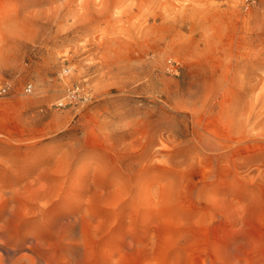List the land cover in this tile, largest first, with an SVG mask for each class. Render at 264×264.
<instances>
[{
	"label": "rangeland",
	"instance_id": "rangeland-1",
	"mask_svg": "<svg viewBox=\"0 0 264 264\" xmlns=\"http://www.w3.org/2000/svg\"><path fill=\"white\" fill-rule=\"evenodd\" d=\"M3 85L0 264H264V0H0Z\"/></svg>",
	"mask_w": 264,
	"mask_h": 264
},
{
	"label": "built area",
	"instance_id": "built-area-1",
	"mask_svg": "<svg viewBox=\"0 0 264 264\" xmlns=\"http://www.w3.org/2000/svg\"><path fill=\"white\" fill-rule=\"evenodd\" d=\"M241 2V6L244 10H248L250 9L252 6L255 5L256 0H240ZM69 70L68 69H63L61 71V76H67L69 74ZM9 89L8 85H3L0 87V94L5 93L7 90ZM33 91V85L31 83H26L24 85L23 88V92L25 94H30ZM81 92V88L80 86H78L77 84H74L68 88L65 89V100L68 101V103H72L73 101H75L79 94ZM61 105V103H59Z\"/></svg>",
	"mask_w": 264,
	"mask_h": 264
}]
</instances>
